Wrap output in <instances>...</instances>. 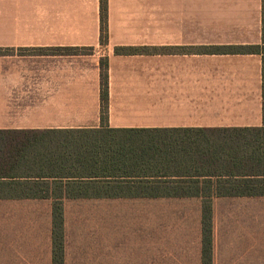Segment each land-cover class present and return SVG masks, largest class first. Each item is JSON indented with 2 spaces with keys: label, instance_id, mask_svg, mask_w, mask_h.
<instances>
[{
  "label": "crops",
  "instance_id": "crops-1",
  "mask_svg": "<svg viewBox=\"0 0 264 264\" xmlns=\"http://www.w3.org/2000/svg\"><path fill=\"white\" fill-rule=\"evenodd\" d=\"M107 30L101 0H0V131L264 127L262 0H107ZM64 233V264H203L197 200L66 201ZM213 237L264 264V199L216 200ZM52 258V202L0 200V264Z\"/></svg>",
  "mask_w": 264,
  "mask_h": 264
},
{
  "label": "trees",
  "instance_id": "trees-1",
  "mask_svg": "<svg viewBox=\"0 0 264 264\" xmlns=\"http://www.w3.org/2000/svg\"><path fill=\"white\" fill-rule=\"evenodd\" d=\"M107 32V0H101L102 42ZM262 34L264 41V0ZM102 81L104 123L105 74ZM102 127L96 131H0V200L52 202L53 264H64L66 201L197 200L202 209V263L212 264L214 202L264 199V127Z\"/></svg>",
  "mask_w": 264,
  "mask_h": 264
}]
</instances>
